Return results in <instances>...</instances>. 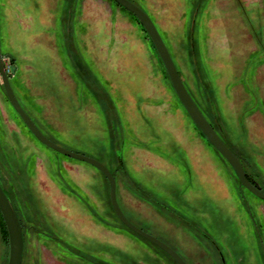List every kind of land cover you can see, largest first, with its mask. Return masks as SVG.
<instances>
[{
  "label": "rangeland",
  "instance_id": "rangeland-1",
  "mask_svg": "<svg viewBox=\"0 0 264 264\" xmlns=\"http://www.w3.org/2000/svg\"><path fill=\"white\" fill-rule=\"evenodd\" d=\"M131 1L264 192V0ZM0 57L39 130L110 170L132 224L187 264H222L215 245L225 264H264V201L192 123L129 12L113 0H0ZM6 96L0 79V184L22 226V264H176L117 219L97 169L38 142Z\"/></svg>",
  "mask_w": 264,
  "mask_h": 264
},
{
  "label": "water",
  "instance_id": "water-1",
  "mask_svg": "<svg viewBox=\"0 0 264 264\" xmlns=\"http://www.w3.org/2000/svg\"><path fill=\"white\" fill-rule=\"evenodd\" d=\"M117 5L125 9L127 12L131 13L136 20L141 24L144 31L147 33L149 39L154 46V50L158 54L166 74L168 76L171 87L187 113L188 117L195 125L196 128L201 132V134L205 137V139L209 142V144L226 160V162L230 165L234 171L238 181L240 182L241 187L246 189L250 194L255 196L256 198L264 201V192L260 191L256 188L247 178L245 170L242 166L239 157L235 155L229 147L221 140L216 131L212 128L210 123L206 120V118L202 115L201 111L195 104L194 100L190 96L187 89L183 84L181 79V75H179L177 68L171 58V55L163 42L161 35L159 34L155 24L148 16V14L142 10L139 6L134 4L130 0H113ZM6 66L4 60L0 57V79L1 83L7 95L8 102L10 103L12 109L19 116L23 124L26 126L28 131L33 135V137L40 142L45 147L52 149V151L77 160L84 162L95 169H97L107 180L109 185V199L112 210L117 217V219L131 232L136 234L137 236L143 238L149 243L153 244L165 254H167L176 264H187L183 258L173 250L170 246L162 242L153 235L145 232L144 230L132 224L127 217L124 215L123 211L117 202L116 198V180L112 175L110 170L100 161L93 159L84 154H80L71 150H68L62 146L57 145L48 139L35 125L32 119L27 115L24 109L21 107L18 102L15 94L11 88L9 78L15 72V67L12 65L9 69L10 72L6 71ZM119 162L121 160L119 158ZM0 215L2 216L3 222L6 227L7 235H8V246H9V255H8V264H22L23 261V235H22V226L20 224L19 218L17 216L16 210L5 194L1 184H0Z\"/></svg>",
  "mask_w": 264,
  "mask_h": 264
},
{
  "label": "trees",
  "instance_id": "trees-1",
  "mask_svg": "<svg viewBox=\"0 0 264 264\" xmlns=\"http://www.w3.org/2000/svg\"><path fill=\"white\" fill-rule=\"evenodd\" d=\"M131 1V0H130ZM134 3V2H133ZM135 4V3H134ZM119 6V5H118ZM122 8V7H121ZM131 14V13H130ZM132 15V14H131ZM133 16V15H132ZM134 17V16H133ZM135 18V17H134ZM136 19V18H135ZM137 21V20H136ZM138 22V21H137ZM139 23V22H138ZM141 25V24H140ZM142 27V26H141ZM144 30V29H143ZM145 32V31H144ZM146 33V32H145ZM147 34V33H146ZM154 47V46H153ZM155 49V48H154ZM173 60V59H172ZM11 66H12V63H11ZM10 66V67H11ZM186 89V88H185ZM191 96V95H190ZM192 97V96H191ZM193 99V98H192ZM194 100V99H193ZM195 102V101H194ZM195 104H197L196 102H195ZM198 106V105H197ZM199 107V106H198ZM206 118V117H205ZM208 121V120H207ZM209 122V121H208ZM54 152V151H53ZM56 153V152H55ZM58 154V153H57ZM116 156H117V159H119V156L117 155V152H116ZM247 176V175H246ZM247 178H248V176H247ZM248 180H249V178H248ZM256 188H258L251 180H249ZM3 188V187H2ZM259 189V188H258ZM4 190V189H3ZM261 191V190H260ZM4 192H5V190H4ZM5 194L7 195V193L5 192ZM0 224H1V229H2V231H3V235H4V237H8V235H7V231H6V227H5V224H4V222H3V219H2V216L0 215Z\"/></svg>",
  "mask_w": 264,
  "mask_h": 264
},
{
  "label": "flooded vegetation",
  "instance_id": "flooded-vegetation-1",
  "mask_svg": "<svg viewBox=\"0 0 264 264\" xmlns=\"http://www.w3.org/2000/svg\"><path fill=\"white\" fill-rule=\"evenodd\" d=\"M204 237V236H203ZM206 238V237H205ZM207 239V238H206ZM215 248H216V251H217V253H218V255H219V261H221V263L222 264H225V259H224V257H223V254H222V252L220 251V249L215 245L214 246Z\"/></svg>",
  "mask_w": 264,
  "mask_h": 264
}]
</instances>
